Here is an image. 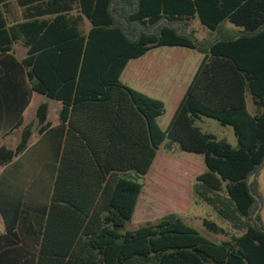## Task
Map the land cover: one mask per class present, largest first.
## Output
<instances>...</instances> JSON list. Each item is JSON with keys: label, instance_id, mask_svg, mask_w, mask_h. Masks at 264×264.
<instances>
[{"label": "trees", "instance_id": "trees-1", "mask_svg": "<svg viewBox=\"0 0 264 264\" xmlns=\"http://www.w3.org/2000/svg\"><path fill=\"white\" fill-rule=\"evenodd\" d=\"M195 19L211 39L188 30ZM16 44L27 50L21 61ZM161 47L203 56L166 130L158 124L164 103L121 81L131 60ZM0 55L23 79L11 130L23 125L33 93L62 103L66 129L30 264H264V225L260 212L254 217L264 168V0H0ZM48 112L40 104L17 146L0 147V168L26 151L34 129L51 127ZM203 119L230 127L236 144L205 132ZM176 144L203 156L193 199L226 224L203 220L226 240H209L177 213L126 229L143 194L140 179L161 147Z\"/></svg>", "mask_w": 264, "mask_h": 264}, {"label": "crops", "instance_id": "crops-1", "mask_svg": "<svg viewBox=\"0 0 264 264\" xmlns=\"http://www.w3.org/2000/svg\"><path fill=\"white\" fill-rule=\"evenodd\" d=\"M12 7L14 13L20 14V9L16 5ZM153 50L138 59L131 60L123 71L121 79L124 73L129 70L130 77H138V87L142 90L152 94L159 92L161 94L163 86L176 84V79L183 75L186 64H181L177 57L175 61H172L174 57L172 55L166 62L157 61L153 56L149 57ZM26 54L27 50L21 44L14 46L13 56L18 61L24 59ZM198 65L196 67L194 65L189 66L190 72L196 71ZM13 66H15L13 61L7 55H0V147L6 146L14 149L17 146L24 128L35 125L36 112L42 103L49 105L48 121L51 123V127L43 134L37 133L38 147L33 151L31 157H29V153L36 145L31 147L29 143L28 148L21 156L0 168V259L4 253L6 256L5 264H30L32 256L39 250L66 129L61 125L59 118L62 103L33 93L30 103L23 112V125L18 129L11 130L18 124V108L16 105H12L13 98L18 85L20 82L22 84L23 81L22 75L9 70ZM148 86L151 87L148 88ZM156 91L158 93H155ZM37 96L44 97L45 101L33 106V100ZM53 101L57 102V105H51ZM52 106H55L56 110L55 121L50 118ZM204 120L208 119H203L198 125L200 126ZM200 127L202 128V126ZM57 128L59 130H55ZM202 129L206 132L204 128ZM45 139L48 141L45 142ZM40 142L43 144L39 145ZM175 199L176 202L181 200L180 196L175 197ZM181 214L183 213L180 212L179 215ZM11 225L14 226L12 228L14 235L8 232Z\"/></svg>", "mask_w": 264, "mask_h": 264}, {"label": "rangeland", "instance_id": "rangeland-1", "mask_svg": "<svg viewBox=\"0 0 264 264\" xmlns=\"http://www.w3.org/2000/svg\"><path fill=\"white\" fill-rule=\"evenodd\" d=\"M188 30L192 31L199 40H208L212 38L210 31L202 26L198 19L188 23ZM171 55L174 56L172 61H175L177 57L181 64H186V68L183 70V75L177 77L175 85L162 87L161 94L160 92L158 93V91L155 92L158 94L148 93V91L138 87V77H130L129 70L124 73L121 79L127 86L143 92L149 97L161 100L164 103L165 111L158 119V124L163 130H166L168 127L177 105L185 93L186 86L191 82L196 72L192 71L191 73L189 66L194 65L196 67V65L200 64L203 57L195 50L182 47H161L153 50L149 57L153 56L157 61L163 60V62H166ZM132 65L133 63L131 66ZM135 75L137 76V73H135ZM150 87L151 86H148V88ZM42 101H45V98L37 96V98H34L32 105H37ZM51 105H57V102L53 101ZM55 112V106H52L50 115L52 121L56 119ZM200 126H202L206 132L217 136L219 139L224 138L230 144H236L235 136L230 127H222L214 120H204L200 123ZM55 130H59V128ZM33 133L35 134L34 138L32 137L33 139L30 145L31 147L36 146L30 151L29 157L32 156L33 151L38 147L36 137L38 132L35 130ZM46 141L48 140L45 139V142ZM40 144L43 143L40 142L39 145ZM204 171L205 165L202 155L183 152L178 144L169 150L162 147L149 174L140 179V183L144 186L143 195L136 216L133 218L132 222L127 225L126 229L136 230L146 222H155L167 214L174 212L180 214L181 212L183 213L181 216L186 223L195 228L204 237L214 242L226 240V237L214 235L204 228V219L211 220L222 227H226V224L222 222L209 205L205 203L196 204L192 196V186L196 178L204 173ZM258 183L261 195V206L259 209L261 220L264 225V168L261 170ZM179 196L182 201L177 200L176 202L175 197L178 198Z\"/></svg>", "mask_w": 264, "mask_h": 264}, {"label": "water", "instance_id": "water-1", "mask_svg": "<svg viewBox=\"0 0 264 264\" xmlns=\"http://www.w3.org/2000/svg\"><path fill=\"white\" fill-rule=\"evenodd\" d=\"M254 180H255V175H252L251 178H250V180H249V182H248V184L251 185V183H252ZM260 206H261V205H260ZM259 212H260V209H258V210L256 211L254 217H256L257 214H259Z\"/></svg>", "mask_w": 264, "mask_h": 264}]
</instances>
